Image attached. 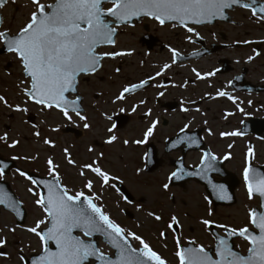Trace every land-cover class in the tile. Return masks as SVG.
Listing matches in <instances>:
<instances>
[{"label": "snow or ice", "instance_id": "1", "mask_svg": "<svg viewBox=\"0 0 264 264\" xmlns=\"http://www.w3.org/2000/svg\"><path fill=\"white\" fill-rule=\"evenodd\" d=\"M7 2L8 0H0V8ZM106 4L110 7L106 8ZM31 5L33 10L15 33L0 30V49L12 54L20 64L23 76L20 80V85H23L20 91L25 97L24 103L30 101L41 106V110H58L69 121L72 120L70 113H74L84 121L85 129H89L90 124L80 107L82 97L76 94L75 98L70 99L67 94L78 93L79 78L100 71L104 59L132 55L130 51L99 52L98 49L103 46L115 48L118 29L123 26H133V19L148 17L161 26L166 22H175L173 27H182L187 33L200 38L196 29L189 25L211 24L218 18L227 20L229 18L227 10L238 6L250 10L251 17L256 22L264 24V0H50V2L31 0ZM187 39L189 42L192 40L191 36ZM168 50L171 53V63L163 64L161 71L156 72L155 76H160L164 70L170 69L181 58L180 52L175 48L169 47ZM254 52L257 56L260 55L255 49ZM248 59L250 61L253 57L249 56ZM115 71L119 73L120 69L117 68ZM192 71L197 79H206L215 75L214 71L203 75L195 68ZM152 79L155 77L150 76L139 83L124 86L113 103L125 99V94L144 87ZM225 96L236 103L227 93L217 92V97ZM0 103L11 111L21 113L28 111L19 103L15 105L9 103L3 95H0ZM236 107L241 112L244 111L239 104H236ZM121 111L123 112L124 109L121 108ZM132 111H136L135 106ZM182 111L188 109L183 108ZM230 115L233 113H227L225 118ZM107 119L111 120L112 117L108 116ZM156 125L157 121H153L143 133L144 140H135L132 143L141 144L146 141L154 133ZM114 127L115 125L108 128V133L111 134ZM187 127L185 125L180 131L184 132ZM52 131L57 129L53 128ZM35 135L39 136L40 133L36 132ZM220 135L240 136L242 133L231 131L221 132ZM116 140L117 136L111 134L106 143L112 144ZM0 141L6 143L9 148H15L19 144L18 140L8 143L7 133L0 135ZM43 143L55 147L49 139H44ZM129 143L128 140L124 141L125 145ZM181 143L191 145L195 144L196 140L185 135L180 136L175 142V144ZM231 147L232 145H229V148ZM64 151L67 163L80 168L78 175L83 181L82 189H87V193L83 190L73 192L64 185L58 172L59 165L51 157L46 161L50 180L38 181L17 169L19 175L30 180L33 186L42 185L46 189V193L37 192L34 187L27 189L28 193L36 197L34 203L43 213V219H38L34 226L26 228L28 233L38 238L40 248L31 264H167V261L144 237L122 227L104 210L102 204L97 203L102 199V194L95 191L96 182H100L102 189L115 188V184L110 181L119 178L103 170L96 160L92 163L76 165L67 149ZM252 158L254 151L249 147L243 168L244 184L248 199L252 200L254 196H258L261 201L259 207L264 209V173L251 167ZM12 159H28V157L13 156ZM224 159H230V154L225 155ZM216 160L217 157L211 152H205L197 171H186L181 166L171 172L168 180L216 170L214 164ZM6 167V164L0 166V177L3 176ZM88 172L93 173L96 179L89 178ZM163 187L167 190L169 185L165 183ZM213 191L218 199H231L223 185H213ZM125 199L127 200V197ZM207 199L208 197H205V200ZM0 205L11 208L17 216L20 215L18 202L2 190H0ZM207 215L211 217L212 211L209 210ZM148 216L157 222L162 220L161 215L153 212H149ZM247 217L248 223L240 227L217 224L208 218L201 221L205 228L215 226L224 229V235L213 234L216 243L212 254L210 250L203 245H197L193 240L187 242L188 246H183L178 233L182 225L175 215L171 216L167 229L173 234L176 247L174 255L178 264H264V211L250 208ZM8 231L14 233L16 228L9 227ZM77 232L80 234H75ZM159 236L166 241L168 232L160 231ZM94 237L101 239L97 241ZM233 237L247 242L246 252L235 250L230 243ZM133 241L138 244L134 245ZM6 244L7 239L0 237V248ZM101 244L107 246L111 252L105 251ZM50 245H55L54 250ZM24 259L25 257L21 255L20 260Z\"/></svg>", "mask_w": 264, "mask_h": 264}, {"label": "rangeland", "instance_id": "2", "mask_svg": "<svg viewBox=\"0 0 264 264\" xmlns=\"http://www.w3.org/2000/svg\"><path fill=\"white\" fill-rule=\"evenodd\" d=\"M32 10L33 6L28 0L10 2V5L1 10L3 24L0 30H9L15 33L23 25ZM235 16L236 19L244 22L247 13H237L236 11ZM148 26L147 29L157 31L163 42L168 43L169 47L187 50L189 43L186 42L184 34L174 33L168 28L156 29L157 26L154 23H148ZM143 27V25H138L135 28H123L118 39V45L114 50L130 51L132 55H126L125 58H117L114 62H105L102 70L97 72L99 74L87 82L88 85L91 84L90 87H94V90L87 92L90 93L87 102L91 101L92 93L95 90H101L103 92V97L100 99L101 109L106 112V117L102 118V111L99 108L88 110L89 117L87 122L90 124V128L86 129L89 131L85 132L86 138L79 146L75 144L73 134L62 131L66 126L73 127L74 123L79 125V118L70 113L72 120L69 121L58 110H41V106L35 105L30 101L24 103L25 97L20 91V88L23 87V85H20V80L23 79L20 64L12 54L1 55L0 95L5 96L9 103L13 105L19 103L21 107H26L28 111L26 113L11 111L0 103V135L7 133L8 143H11L12 140L19 141L15 148H9L6 143L0 141V155L9 159H12L13 156H26L28 159L15 160L19 167L29 170L32 167L34 168L33 171L41 169L45 173H48L47 159L49 157L53 158L54 162L59 165L58 172L61 181L64 185L71 188L73 192L84 191L82 189L83 181L78 175L80 168L67 163L64 150L67 149L68 154L76 162V165L92 163V161L96 160L103 170L119 178L110 181V183L115 184L117 181L122 180L136 200V203L129 204L119 197L114 188L104 187L102 189L100 182L97 181L95 191L102 194V199L97 201V203L102 204L104 210L122 227L144 237L150 246L167 261V264H177L178 262L174 255L176 251L175 241L172 232L167 229V223L171 216L175 215L182 225L178 229L181 242L193 240L197 245H203L208 248L213 246L214 241L208 228H205L201 223L203 219L208 218L217 224H225L229 227L244 226L248 223L247 213L249 209L257 205V201L255 199L249 200L247 191L239 189V186L235 189L237 202L234 205L213 208L209 203V207H206L208 205L204 201L206 194L202 186L195 182L188 183L184 189L170 188L163 190L161 181H165L166 175L162 173L157 175L135 174L131 170V165L129 169L124 168L125 165L123 164L127 163L126 160L121 161L117 157H106L102 153L101 148L93 145H91V151L90 149L88 150V144H91L93 140L96 139L98 143H101L103 138L109 137L111 134L115 135L114 129L111 134L107 131L108 128L113 127L107 117L119 113H115L117 110L123 108L124 113L130 112L134 116L145 110L152 111L154 105L153 97L157 93V89H165V87L160 85L161 77L169 75L172 78V85L166 90L169 92L174 90L173 92L175 93L179 90V86L187 84L182 76L186 71H189L188 68L190 70L192 68L199 70L200 65H172L170 69L164 70L160 76H155L156 72L161 71L163 64L171 63V60L167 52L163 53V56L158 52L159 49L149 53L142 48L138 38L140 34L144 33L145 29ZM230 28L233 30L232 27ZM224 29L230 31L229 27H224ZM235 31L242 33L243 29L240 28L238 30L236 28L234 33ZM119 67L120 71L117 73L115 70ZM121 67L123 69L122 72ZM150 76L156 79L154 85L141 90V92H136L130 99L116 101L115 105L111 103V100L112 102L115 101L116 96L122 91L124 86L145 80ZM187 76L190 77V74ZM82 87L84 90L87 89L85 84ZM103 90H107L109 94H105ZM148 100H152V104L149 103L147 105ZM142 103H144V106ZM134 105H137L139 109L141 108L139 112L132 111ZM147 106L148 108L146 109ZM152 117H154V112ZM133 121L135 120L130 121L128 124L130 129L134 126L145 127L148 125V122L137 125ZM83 124L84 121L80 127H83ZM33 125L36 127H33ZM53 128L57 129V131H52ZM36 132H39L40 135L36 136ZM120 134L123 136L121 132ZM44 139L51 140L55 147L45 145L43 143ZM118 146L111 150L113 154L119 153L117 150ZM104 148L107 152L110 151L109 147ZM87 174L89 178L96 179L93 173L88 172ZM0 179H5L11 184L27 210L26 223L21 227L15 224V219L11 214L1 211L0 229L3 231H0V237L6 238L7 244L0 248V250L5 252L4 255H0V264H23L18 255L19 253H23L26 258H29L31 254H38L40 251L38 238L32 233H28L26 228L34 226L38 219H43V213L34 203L36 197L27 192L29 187H33L30 182L22 178L17 172H13L6 177L2 176ZM35 191L38 192L36 189ZM209 210L213 213L211 217L207 215ZM127 212L131 218L127 217ZM149 212L161 215L162 220L159 222L155 221L148 216ZM9 227H15L16 231L14 233L8 231ZM160 231L168 232L166 241L160 238ZM133 244L137 245L138 242L133 241ZM165 244L167 245L166 247ZM234 244L240 250H246L247 248V242L239 238L234 240ZM100 246L105 251L111 252L107 246L103 244Z\"/></svg>", "mask_w": 264, "mask_h": 264}, {"label": "flooded vegetation", "instance_id": "3", "mask_svg": "<svg viewBox=\"0 0 264 264\" xmlns=\"http://www.w3.org/2000/svg\"><path fill=\"white\" fill-rule=\"evenodd\" d=\"M236 11L237 13H247L248 18L246 16L244 22L236 19ZM148 23H154L157 26L156 29L168 28L174 33L184 34L186 42L189 45L187 50L175 48L180 52L181 58L173 66L200 65L199 70H196L202 75L213 71L215 75L206 79H197L195 73L191 71L193 68L191 70L188 68L189 71H186L182 76L187 84L179 86V93H177L178 91L174 93V90L170 92L166 90L172 85V78L169 75L161 77L160 85L165 87V89H157V93L153 97V110H145L136 116L130 114V112L124 113L121 110H117L115 113H119L115 115L121 114L127 116V122L122 127L117 126L115 120H110L115 125L114 132L117 140L112 144H108L106 143L108 137L103 138L101 143H98L95 139L91 144H88V150L93 145L94 147L101 148L102 153L106 157H117L121 161L126 160L127 163L123 164L125 165L124 168L129 169L131 165V170L135 174L157 175L162 173L166 175L165 181H161L163 190L165 183L169 185L168 189H184L188 183L195 182L199 186H202L205 194L206 187L209 186L211 189L213 185H223L226 190L231 189V184H236L232 188L234 193L235 189L239 186V189L246 191L243 168L245 167L246 153L249 147L254 151L251 167L264 173V24L256 22L251 17L250 10L235 8L230 12V20L227 22L191 26L199 33L200 38H197L194 34L187 33L182 27H173L171 24L161 26L158 22L146 18L140 21L139 24L119 28L118 34L115 37L117 45L123 28H135L136 25H143L145 29L144 33L140 34L138 38L142 48L149 53L159 49L158 52L163 56V53L167 52L171 60V53L168 50L169 44L163 42L162 37L157 31L147 29L149 27ZM224 27H229L230 31H226ZM216 28L217 30H215ZM236 28L238 30L240 28L243 29V32L241 33L240 30L234 33V29ZM189 36L192 38L191 42L187 39ZM244 41H248V43H244ZM179 43L182 44L181 41ZM174 45L179 47L176 44ZM254 49L260 55L257 56ZM98 51L111 52L123 50H114L111 46H105L101 47ZM249 56L253 57L250 61L248 59ZM123 57L125 58V56ZM184 57H189V59L182 61ZM114 60L104 59L102 62L103 67L105 62H114ZM122 70L121 67V72ZM97 74L99 73L80 77L78 93L69 96L70 99L75 98L76 94L82 97L80 107H82V113L87 118L89 117L88 110H96L97 108L102 111V118L106 117V112L101 109L100 99L103 97L101 90H95L92 93L91 101L87 102L90 96V93L87 92L94 90V87H90L91 84L88 85L87 82L95 78ZM188 74H190V77L187 76ZM155 80H149L148 85L142 90L154 85ZM83 84L87 87L86 90L83 89ZM103 91L105 94H109L107 90ZM218 91H223L228 96H232L236 103L229 100L227 96L217 97ZM160 93H163V95H160ZM133 94L135 93L125 94L126 98L120 101L130 99L134 96ZM210 96L212 98H209ZM249 101H251V104H249ZM111 103L115 105L112 100ZM149 103L152 104V100H148L147 105ZM236 104H239L244 111L241 112L236 107ZM142 105L144 106V103ZM134 106L136 107V111L139 112L141 108L139 109L137 105ZM183 108H187L188 111H182ZM153 112L154 117H152ZM227 113H233V115L225 118ZM132 120H135L133 123L137 125L145 122H148V125L145 127L134 126L130 129V125L128 124ZM153 121H157L154 133L141 144L132 143L135 140H144L143 133L151 126ZM79 122V125H75L74 123V126L70 127L75 130L71 134H73L74 142L78 146L86 138L85 132L89 131L84 127H80L83 121L79 119ZM185 125L188 127L184 132H181L180 129L184 128ZM210 131L211 134H209ZM231 131H239L242 135L225 137L220 135L221 132ZM120 132L123 136H121ZM185 135L195 138L196 143L191 145L188 143L175 144L180 136ZM125 140L130 141V143L125 145ZM174 144L175 146H173ZM229 145H232V147L229 148ZM115 146H118L117 150L119 153L117 154H113L111 151ZM104 147H109L110 151L107 152ZM205 152H211L217 157V160L214 161L216 170L208 171L206 174L201 175L207 184L199 183L196 178H189L188 176L177 180L175 184H172L171 180H168L171 172L176 171L181 166L186 171H197L200 167V159ZM229 154L230 159L225 160L224 156ZM101 156L103 155L101 154ZM22 169L20 168V170ZM120 169L122 170L121 167ZM31 170L33 171L34 168L31 167ZM35 172L41 176H49L48 173H45L41 169ZM22 178L28 181L25 177ZM122 188L127 189L122 180L117 181L114 189L119 194V197L123 198L122 200L126 202L121 194ZM84 191L87 193L86 189ZM253 199L257 201V205L253 206L254 208L258 206L259 199L257 197H253ZM135 201L133 196V200L129 204H134L136 203ZM204 201L208 204L206 207H209V203L211 207H214L209 199H204ZM218 230L221 229L218 228ZM238 250L241 253L246 252V250Z\"/></svg>", "mask_w": 264, "mask_h": 264}, {"label": "water", "instance_id": "4", "mask_svg": "<svg viewBox=\"0 0 264 264\" xmlns=\"http://www.w3.org/2000/svg\"><path fill=\"white\" fill-rule=\"evenodd\" d=\"M234 7H235V6H234ZM234 7H233V8H234ZM230 10H232V9H230ZM227 11H228V10H227ZM228 19H229V18H228ZM228 19H227V20H228ZM139 20H140V19H133L132 24H133L134 21L138 22ZM218 20H220V19H219V18L216 19V20L213 21L211 24L215 23V22L218 21ZM227 20H220V21H227ZM166 23H172V24H173V23H175V22H166ZM0 26H1V16H0ZM5 53H7V52L4 51L3 49H0V55L5 54ZM146 85H148V84H146ZM146 85H145L144 87H146ZM142 88H143V87H142ZM139 89H141V88H139ZM139 89H136V90H139ZM136 90H135V91H136ZM69 94H71V93H68L67 95H69ZM127 94H129V93H127ZM126 120H127V118H125V117L121 118V119L119 120V124H118V126H119V127H122V126L125 124ZM5 164L7 165V167L4 169V173H5V174H8V173L10 172L11 169H13V168L16 167V165H15V163H14L13 161L5 160V159H3V158L0 157V166H3V165H5ZM27 175L30 176V177H32L33 179L38 180V181H42V180H50V179H51V178H42V177H39V176H37V175H35V174H33V173H27ZM201 175H202V174H201ZM201 175H194V176H188V177H189V178L194 177V178H196V179L198 180V182L207 184V182L204 180V178H203ZM177 180H178V179L173 178L171 181H172L173 183H177ZM235 185H236V184H231V185H230L231 189H226V193H227V195L231 197V199H229L230 202H226V200L218 199L216 193L213 191V189H210L209 186L206 187V189L208 190V194L210 195V198L212 199V201L214 202L215 205H218V204H221V205L229 204V205H230V203H233V202H234V197H233V194H232L231 192L233 191L232 188H233ZM37 187L40 189V192H44V193H46V189H44L42 185L37 186ZM0 190H2L4 193H6V194H7L9 197H11L14 201L18 202V207H19V209H20V215L17 216L16 213L13 212V211L11 210V208H6L4 205H0V207L2 206L5 210H8V211L12 212V213L15 215V217H16L17 224H18V225H23V224L25 223V219H26V216H27V213H26L25 208H24L23 205L19 202V200L17 199L16 195L12 192V190H11V188H10V186H9V184H8L7 182H5V181H0ZM124 194L126 195V197H128V199L132 200V197H131L127 192H124ZM260 203H261V202H260ZM262 211H264V209H262ZM75 234L79 235L80 233L77 232V233H75ZM214 234H217V233H214ZM234 238H235V237L231 238V240H230V243H231V244H232V240H233ZM94 239H96L97 241H99L100 238H99V237H94ZM232 245H233V244H232ZM233 246H234V245H233ZM50 247L54 250L55 245H50ZM214 249H215V246H214V248L209 249V250H210V253L214 254ZM36 255H38V254H33V255H31L29 259H26V258H25V259H24V264H31L32 259L35 258Z\"/></svg>", "mask_w": 264, "mask_h": 264}]
</instances>
